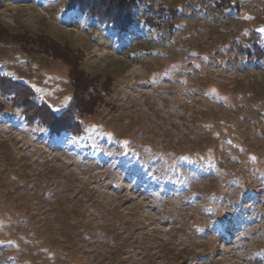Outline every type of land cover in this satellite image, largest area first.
<instances>
[{"label": "rangeland", "instance_id": "374dc122", "mask_svg": "<svg viewBox=\"0 0 264 264\" xmlns=\"http://www.w3.org/2000/svg\"><path fill=\"white\" fill-rule=\"evenodd\" d=\"M230 1L233 7L219 8L221 0H148L147 13L154 21L168 16L165 6L175 7L177 18L162 28L141 23L125 32L65 11V0H0V18L13 32L68 42L85 52L81 69L86 74L116 77L105 102L82 118L86 127L99 130L88 136L89 145L71 134L49 135L0 95V240L13 241L15 230L21 234L26 227L14 224L29 208L37 214L34 229L43 247L57 250L58 242L72 247L81 239L59 232L65 223L59 205L65 201L71 213L85 212L79 224L93 220L104 227L116 214L135 230L115 241L125 242L127 253L111 235L92 246L81 243L89 250V264H113L115 256L127 259L122 264H175L182 254L209 244L212 249L217 233L204 231L203 225L215 222L218 213H230V223L211 260L200 264H250L249 258L258 257L264 243V60L249 72L239 64L244 62L241 43L257 42L264 49V0ZM223 51L232 66H223ZM0 72L28 83L34 100L57 113L73 99L70 67L51 54L28 53L19 43L5 41ZM204 84L215 105L201 102L203 89H196ZM219 84L233 92L224 104L214 89ZM248 92L259 99L231 102ZM187 108H195L199 123ZM137 143L140 154L132 155L127 146ZM218 146L224 151L219 184L205 176L202 183L192 180L201 173L199 162L195 175H184L189 188L164 184L183 179L178 160L213 157ZM197 185L204 187V197L217 189L222 204L215 206V219L210 206L201 208V197L191 193ZM162 190L164 198L159 197ZM123 224L118 225L121 231ZM27 258L24 253L22 259Z\"/></svg>", "mask_w": 264, "mask_h": 264}, {"label": "trees", "instance_id": "16d2710c", "mask_svg": "<svg viewBox=\"0 0 264 264\" xmlns=\"http://www.w3.org/2000/svg\"><path fill=\"white\" fill-rule=\"evenodd\" d=\"M147 1L148 0H65L64 9L65 11H78L84 16L99 21L107 27L125 32L141 23L152 28H162L166 24H172L177 18L178 11L175 7L165 6V8H163L162 6L163 9L168 10V16L165 18L161 17L159 21H154V18L147 13V7L150 4ZM221 6L226 8L233 7L234 5L231 4L230 0H221V2H218V7L220 8ZM50 37L51 36L48 35H33L26 30H20L15 33L5 21L0 18V44L5 41H14L19 43L25 52L36 53V51H40L51 54L70 67L69 82L73 86L74 96L68 107L59 113L55 112L46 102L34 100L35 93L28 83L14 79L3 72H0V95L7 96L13 105L22 109L23 115L28 120L27 122L30 124H40L43 129L47 130L49 135L62 136L63 134H71L76 136L81 143L89 145L90 141L87 139L88 136L91 134L94 135L96 132H99V130L86 127L82 118L86 115H93L94 112H96V108L105 102L104 97L110 93L111 84L116 77L111 74H91L92 76L86 74L81 69L82 58L85 52L82 49V51H77L76 48L68 42H66L68 45H63L60 42L53 41ZM240 49L243 54L242 59L244 62H241L239 66H244L245 69L242 70L244 72H249L253 64L264 60V49L260 44H257V42L249 45L241 43ZM222 54L226 57L223 66H232L230 65L231 62L227 59V54H225L224 51ZM205 85L206 84L198 85L196 89V91L203 89V93L200 95L201 102L203 98L204 100L207 99L208 103L212 102V104L215 105L216 101L212 100L214 97L211 91L209 92L207 85ZM217 86H215L214 89L219 91L220 104H224L230 99V95L232 96L233 92L229 93L226 91L227 89H224L222 84ZM211 87H213V85ZM211 87L209 88L211 89ZM224 95H226V98H224ZM241 99L246 102H255V100L259 99V94L253 92H248L246 94L241 93L239 98H233L231 102L239 103ZM227 105L229 104L227 103ZM260 107L264 108V105L261 104ZM3 109V104L0 102V111ZM187 109L191 111L189 113H192L195 117L196 123H199V115L198 112H195V108ZM127 147L133 149L131 150L132 155L134 152L136 155L140 154L137 150L138 147H140L139 143ZM223 152L224 151L220 150L218 146L213 150V157H201V161L194 160L193 163L181 162L178 160L176 169H180L183 179L179 181L176 179L166 180L164 184H177L180 190L187 189V187L189 188L187 178L190 175H195L193 169L198 167L197 162L201 163V173H197L192 180L196 179L199 183H202L205 176L209 183L219 184L220 178L218 175L220 174V166L222 165ZM141 162L144 166L145 162ZM121 165H125V167L129 168V164L126 165L122 163ZM223 175H225V177L228 176L226 173ZM148 177L156 179L154 176L149 175ZM254 184L253 189L257 187L254 186ZM199 186L200 185L195 186L196 188L194 191H191V193L193 192L196 197H201V199L198 200L201 201V208L210 206L208 207V211H210L208 213L213 214L211 217L215 219L218 210L217 208L215 209V206L220 207L222 199L218 197L217 189L211 192L210 198L208 196L204 197V187ZM239 192L240 190L237 189V193ZM253 193H255V191H251V194ZM164 195V190H162L159 197L164 198ZM191 196H193V194H191ZM236 198L241 202L244 199V197L239 196ZM59 210L63 212V220L65 222L62 223L64 228L59 230V232L65 231L72 233L75 238L79 237L81 240L76 239L72 247H67L58 242L57 246L59 247L57 250H52L51 247L46 245L43 247L34 229L35 224L38 223V220H36L37 214L31 213V210L28 208L25 209L24 214H21L23 216L18 218L15 221L16 224H14L21 228L26 227L22 229L21 234L18 230H15L19 234H16L17 236L14 237L13 241L7 243L0 240V264H89V259L87 257L89 250L83 247L81 243L87 242L89 246H92L98 243V239L104 237L110 239V235L112 236V240H110L115 243V246L118 247L119 250L121 249L122 252L127 253L125 242H115L119 240L123 232L127 233L131 230L132 233L135 232L134 229H130L129 224H126V220L122 221L116 214H113L111 222L105 224L104 227L101 226L102 224L94 225L92 223L94 222L93 220L89 223L79 224L85 212H77L76 210L75 213H71L70 208L66 207L65 201H60ZM221 214L223 213L217 214L215 222L209 225H203L204 231L208 229V231L214 230V232L217 233L216 238L211 244V246H213L212 249H210L209 244L204 250L196 252L191 251L190 254L186 256L182 254L183 256H179V262L175 264H200L203 263L205 259L211 260V251L218 248L219 243L224 239L222 232H224L226 225L230 223L228 216L230 213L220 217ZM122 224L124 230L121 231L118 229V225ZM95 229L98 230L94 231ZM111 241L108 242L112 243ZM100 243H102V241ZM257 251L258 257L255 259L249 258L250 264H264V243L261 244V248H258ZM24 253H26L28 257L26 260L22 259ZM125 260L127 259L122 257L117 258V256H115L112 263L122 264Z\"/></svg>", "mask_w": 264, "mask_h": 264}]
</instances>
